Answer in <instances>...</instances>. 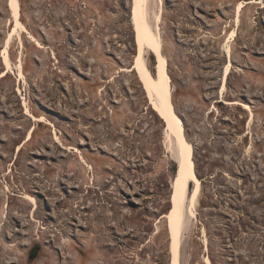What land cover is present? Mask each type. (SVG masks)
<instances>
[{
	"label": "rangeland",
	"instance_id": "1",
	"mask_svg": "<svg viewBox=\"0 0 264 264\" xmlns=\"http://www.w3.org/2000/svg\"><path fill=\"white\" fill-rule=\"evenodd\" d=\"M9 1L0 0V75ZM245 1L163 0L174 104L203 186L181 264H264V0L241 12L225 94L252 107V122L219 102L225 31ZM19 2L37 43L15 36L13 71L0 77V264H170L161 217L177 165L164 122L128 72L133 0ZM147 62L154 73L152 54Z\"/></svg>",
	"mask_w": 264,
	"mask_h": 264
},
{
	"label": "bare ground",
	"instance_id": "2",
	"mask_svg": "<svg viewBox=\"0 0 264 264\" xmlns=\"http://www.w3.org/2000/svg\"><path fill=\"white\" fill-rule=\"evenodd\" d=\"M258 3H261V0H251L249 2H240L237 4V26L240 23L241 12L245 5ZM8 8L14 26H12L13 29L8 34L1 55L3 64L6 66V70L0 75L2 78L6 77L8 73L13 71L10 48L11 45H13L15 36L18 37L22 45L24 40L23 34L24 36L26 34L28 39L35 41L34 36L26 29L21 20V7L19 0H10ZM131 9V24L135 32L137 54L134 57L133 65L128 72H134L136 74L138 80L142 84V88L148 98L151 109L164 122L166 148L168 152L172 153V159L177 165V174L172 183V193L170 196V202H173V209L170 213L168 211L166 215H162L161 218L166 219L169 229L170 264H180V245L183 228L187 223V217L191 220L196 218V209L199 198L202 194L203 186L195 165L194 145L186 136L184 122L178 116L174 104L173 79L169 70L168 58L164 53V40L161 27L163 22L164 2L163 0H133V6ZM236 37V30L230 32L225 31V40L222 44V49L227 57V62L223 68V83L220 94L221 99L219 102H224L228 105L241 106L244 110L250 113L251 123L254 117V112L250 105L241 102H230L225 99L227 83L234 67L231 45ZM148 53L152 54L156 60L154 73L148 66ZM20 75H23L21 70ZM34 121L40 124L46 122L44 118H35ZM48 124L51 125V123ZM33 130L34 127L29 131L24 143L19 145L18 152H21L23 146L32 140ZM57 136L56 139L60 138ZM81 161L90 169H93V167L86 162L84 156H81ZM31 201L33 202L35 211H37V201L35 199H32ZM31 221H35V216L32 217ZM206 263L212 264L210 258L206 259Z\"/></svg>",
	"mask_w": 264,
	"mask_h": 264
},
{
	"label": "crops",
	"instance_id": "3",
	"mask_svg": "<svg viewBox=\"0 0 264 264\" xmlns=\"http://www.w3.org/2000/svg\"><path fill=\"white\" fill-rule=\"evenodd\" d=\"M251 1V0H250ZM246 2V1H245ZM249 2V1H248ZM243 11V10H242ZM239 29H240V24L237 26V22H235V25H234V27H233V30H236L237 31V33H238V31H239ZM232 30V31H233ZM230 32V31H229Z\"/></svg>",
	"mask_w": 264,
	"mask_h": 264
},
{
	"label": "water",
	"instance_id": "4",
	"mask_svg": "<svg viewBox=\"0 0 264 264\" xmlns=\"http://www.w3.org/2000/svg\"><path fill=\"white\" fill-rule=\"evenodd\" d=\"M172 201V200H171ZM172 204H171V208H170V210H169V213L171 212V210L173 209V202H171ZM166 215V214H165ZM180 264H181V262H180Z\"/></svg>",
	"mask_w": 264,
	"mask_h": 264
},
{
	"label": "trees",
	"instance_id": "5",
	"mask_svg": "<svg viewBox=\"0 0 264 264\" xmlns=\"http://www.w3.org/2000/svg\"><path fill=\"white\" fill-rule=\"evenodd\" d=\"M32 256H34V254H32Z\"/></svg>",
	"mask_w": 264,
	"mask_h": 264
}]
</instances>
